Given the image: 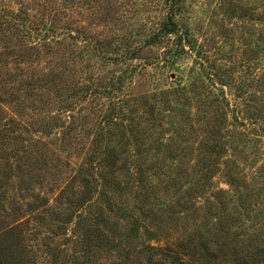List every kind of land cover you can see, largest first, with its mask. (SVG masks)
<instances>
[{"label":"rangeland","instance_id":"obj_1","mask_svg":"<svg viewBox=\"0 0 264 264\" xmlns=\"http://www.w3.org/2000/svg\"><path fill=\"white\" fill-rule=\"evenodd\" d=\"M65 4L70 9L65 15L66 29L48 27L46 33L49 39L65 38L68 44L61 64L49 80L71 94L92 81L100 87H118L116 83L123 77V85L115 93L106 95L100 91L94 100L70 98L71 102L63 103L68 106L63 112L58 102H41L31 93L24 99L20 84L26 69L19 71L17 64H9L8 73L2 78V59L18 52L6 47L0 32V177L3 143L4 148L19 145L18 151L27 146L22 139L41 143L25 165L36 176L25 181L14 179L9 185L6 178L0 179V264H119L136 242L138 249L141 244H161L149 239V232L167 230L164 223L168 218L172 226L186 234L206 238L212 231L209 225L216 222L223 206L225 212L238 215L243 228L235 229L236 223H232L229 235L222 236L226 237L221 241L223 246H230L244 230L250 232L264 214V0H180L175 6V18L187 39L180 43L177 37L168 36L154 44L146 40L165 15L163 0H67ZM32 5V0H0V22L3 16L9 25L18 28L20 20L12 19L17 14L19 19L27 17L33 28L36 15ZM97 6L103 9L100 11ZM20 10L26 12L22 18ZM102 11L109 15L101 16ZM32 37V44L37 45L44 31L39 30ZM140 47L134 59L128 56ZM180 48L185 51L180 52ZM174 49L179 51L174 53ZM97 50L102 54L97 55ZM174 91H178L177 95ZM207 91L210 95L206 99ZM61 112L85 122L71 136H83L84 141L90 142L106 135L108 150L115 147L131 153L132 160L148 169L144 182L150 196L145 207L146 220L131 222L115 208L113 214L104 218L103 227L87 226L81 221V188L72 187L63 197L57 190L49 193L47 207L32 213L30 228L39 224L33 229L35 233L27 236L22 228L14 226L9 207L12 203L20 205L18 188L28 186L27 194L42 195L49 186L38 174L41 176L44 169L52 171L59 161L67 160L65 153L59 152L56 140L62 130L44 129L38 120ZM6 122L14 123L10 129L15 132L2 142L1 126ZM47 143L53 144L54 153L45 151ZM84 156L85 161L91 158L87 153ZM122 166L134 164L129 161ZM205 167L215 172L198 196L206 198L209 190L228 195L211 211L199 208L203 200L197 195L191 197L196 198L192 205L186 194L191 178ZM224 168L236 173L233 178H239L241 192H230L229 180L233 178L226 179L218 172ZM59 169L69 172L65 165ZM162 174L173 177L174 183ZM3 191L8 200L3 201ZM71 192H75L74 196ZM123 192L122 201L140 211L141 205L127 197L126 190ZM238 195L242 198L240 203ZM154 196L156 200H152ZM158 200L164 205L158 206ZM73 205L78 207L73 209ZM108 230L117 235L113 243L100 237ZM46 231H51L49 241L60 244L59 249L50 252V258L41 254L45 251L40 245L47 240ZM118 234L131 236V242ZM252 235L255 233L249 236Z\"/></svg>","mask_w":264,"mask_h":264},{"label":"trees","instance_id":"obj_2","mask_svg":"<svg viewBox=\"0 0 264 264\" xmlns=\"http://www.w3.org/2000/svg\"><path fill=\"white\" fill-rule=\"evenodd\" d=\"M32 1L34 5H32L33 9L31 10L36 15L34 16V21H32L34 24L33 28L29 26L28 23L31 21L27 17H21V15L25 16L26 14L23 10L18 11L22 19H19L17 14L14 16L15 18H12L13 21L17 22L20 20L18 28L16 26L14 27V25H9L6 18L2 16L4 20H2V23L0 22V26L2 25V29L0 28L2 40L4 43H7L6 47L9 46L18 52L12 54L14 56L5 57L3 58L4 60L2 59V78L3 75L5 76L8 73L9 68L7 65L9 64H17L19 66V71L26 69L25 74H21L22 78L25 76V79L22 80L20 84L22 91H25L24 99L28 98L31 93L32 96H36L41 102H58L59 110H62V112L68 107L64 106L63 103L71 102L70 98H74L76 101H83L87 98L94 100L96 95L100 94V91H102V94L104 93L107 95L111 92L115 93L116 90H121L123 77L122 80H118L119 83H116L118 87H115V84L100 87L96 86L92 81L88 86L78 87L74 94L68 93V89H63L62 85H56L51 82L49 78L61 64V59L64 58L63 49H67L68 44L65 42V38L52 37L49 39L46 33L49 28L60 31L65 30V15L66 11L70 9H68L65 4L67 0ZM163 1L167 9L165 10V15L159 23L157 30L152 32L146 41H148L149 44H154L163 37L175 36L177 37L176 41L181 43L182 39L186 36L180 29L178 21L175 18V6L180 0ZM102 9L98 7V10L101 11ZM102 13H104V11H102ZM103 15L108 16L109 13H104L101 16ZM39 30L44 31V37L38 40L37 45L32 44V40L34 39L32 34H37ZM141 48L142 47L137 48V50L131 52L128 56L134 59ZM178 51L179 50L174 49L173 52L177 53ZM184 51V48H180V52ZM173 52L170 53L173 54ZM101 54L102 52L97 50V55ZM6 58H14V60L9 61ZM109 59L115 61L113 58ZM3 62L6 64L4 65ZM62 90H64V92H62ZM176 92L178 91H174L173 94L177 95ZM184 94H186V92ZM209 95L210 92L207 91L205 98H209ZM62 112L55 116L44 115L43 118L38 120L43 124L45 127L44 129L51 130L57 127L62 130L56 140L57 143L60 144L58 145L59 152L65 153L64 158L66 157L67 160L63 162L59 161L60 164H56L52 168V171H49L51 169L47 171L44 169L42 170L43 174L41 176L38 174V177H41L49 186L46 188V192H42V195L39 193L27 194L28 189H30L28 186H20L18 188L20 195H18L17 198L20 200V205L18 207L15 203H12L9 207L11 209L10 217L13 218L14 226L16 225L22 228L27 236L30 233H35L33 229H37L39 224H33L30 228V223L34 218L32 213L38 212L37 210L41 207H47L48 197L50 196L49 193L57 190L59 193L58 195L63 197L69 192L67 188L70 189L72 187L81 188V221L87 226L92 224L103 227L104 218L113 214L115 208L117 210L116 212L121 211L125 213V216L131 222L140 221V218L146 220L144 217H146L145 214H147L148 211L145 210V207L148 205L147 203L150 196L148 195V191H146L149 188L146 187L144 182L146 180L145 173L148 169L143 168L138 163V160H132L131 153L127 154L122 150L117 151L115 147L108 150L109 143L106 135H101L100 138H94L90 142H88V140L84 141L83 136V138L77 135L71 136V132L80 131L82 127H84L85 122L81 117L75 118L74 115L65 116ZM66 120H68L67 124L65 122ZM107 120L108 119L104 120V125ZM11 124L13 125L14 123H2V134H4L2 135V142H4L6 137L15 132V130L10 129ZM207 140L209 139L207 138ZM22 141H24L27 146H23L22 149L19 150L20 152L18 151L19 145L13 144L10 148H4L3 143L2 146V177L6 178V183L8 185L12 183L14 179H16V181L19 179L25 181L27 178L37 175L32 172V170H28L25 165L27 160L32 158L33 151H37L35 146L41 143L35 139H22ZM127 145L129 144L127 143ZM52 146V143H47V145L44 146L47 147L45 151L54 153L55 147ZM6 149L11 151L10 154L6 152ZM213 150L214 147L210 149V152L214 153L212 152ZM85 153L91 157L87 161L84 160L87 156L82 158ZM23 154L24 156H22ZM71 158L77 160L72 162ZM119 161L122 162L121 165H117ZM129 161L133 162L134 167L122 166L125 162ZM47 163L50 165L49 162ZM11 164L14 165V167H11ZM204 164H206V162ZM62 165L69 168V172H62L59 169ZM109 166L111 168H109ZM214 172V169L205 167L197 172L195 178H191L189 182L190 187L186 194L188 197L187 199H189L192 205H195L194 199L196 198L191 197L203 193L204 188L208 186V181H210ZM218 172L224 175L226 179L233 178L236 174L229 170V168L221 169ZM162 175L168 181L174 183L173 177L166 174ZM2 177H0V179H2ZM236 178L237 177L229 180L231 193L242 191L237 184L239 178ZM53 185L57 188H54ZM124 190H126L127 197L131 198L134 203L141 205L142 208L140 211H138L137 208L132 209L122 201V198L125 197ZM209 191V194L205 192L208 195L206 198L204 197V199L198 196L203 200L199 208H207L211 211L212 208L215 210L217 205H221L222 200L225 201L228 195L224 191ZM22 192L24 195H22ZM69 194L74 196L75 192ZM4 196L5 198L3 201H5V199L8 200V195L5 191L2 192V197ZM152 200H156V197L154 196ZM238 200L240 203L242 198L239 196ZM157 204L158 206L164 205V203H160V200H158ZM76 207L78 206L73 205V209ZM225 208L226 206H223V212L216 216V222L209 225L212 231H210L204 239L201 236L186 234L185 230L181 231L176 226H172L171 224L173 223L171 222V218H168L164 223L167 230L149 232V239L156 241V243H160L159 241H161V244H157V246L154 247L150 244H141L138 249V242H136L137 245L135 244L128 248L127 254L129 256L125 257V261L119 264H264V214L255 222L250 232L244 230L243 234L237 238V240L233 241L230 246L225 247L223 246L225 243H221V241L224 238L226 239V237H222L223 235H229L228 227L233 226L232 223H236V226H233L235 229H243L240 219L236 217L238 215L229 211L225 212ZM240 209H242L241 206ZM137 215H140V217ZM45 233L47 235V240L46 242L42 241L40 245V247L45 248V251L41 254L44 257L50 258L53 257L50 252L59 249L60 244L52 239L49 241L51 231H46ZM253 233H255L254 237L253 235L249 236ZM130 234H133V232L129 233V235ZM33 235L35 236V234ZM129 235L118 234V236L128 241L132 238ZM256 235H259V237H256ZM52 237H54V235ZM100 237L104 238L103 240L107 243L109 241L113 243L117 235L116 233L112 235L111 231L108 230L106 235H100Z\"/></svg>","mask_w":264,"mask_h":264}]
</instances>
